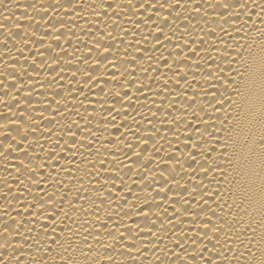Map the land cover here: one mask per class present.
Listing matches in <instances>:
<instances>
[{"label": "bare ground", "instance_id": "6f19581e", "mask_svg": "<svg viewBox=\"0 0 264 264\" xmlns=\"http://www.w3.org/2000/svg\"><path fill=\"white\" fill-rule=\"evenodd\" d=\"M218 12L216 0H0V232L9 225L12 239H0L3 264L17 254L22 264H180L178 243L187 264H204V245L214 264L218 251L224 264L261 258L259 88L249 74L239 93L210 88L199 56L243 72L249 51L237 45L264 54L253 22L264 25L256 9L237 35L247 16L224 23ZM214 40L219 50L208 49ZM225 95L233 103L209 107ZM209 217L208 229H224L215 248L212 231V243H192Z\"/></svg>", "mask_w": 264, "mask_h": 264}, {"label": "snow or ice", "instance_id": "6c2138e0", "mask_svg": "<svg viewBox=\"0 0 264 264\" xmlns=\"http://www.w3.org/2000/svg\"><path fill=\"white\" fill-rule=\"evenodd\" d=\"M165 2H167V0H165ZM177 6H179V0H177ZM161 7H163V5H161ZM216 8L219 10L218 12L219 19L223 20L224 23H228L229 20L240 21L242 16H247V19L244 20L243 23L234 24L232 26V31L235 32L237 35H240L241 30L247 27L248 21L252 19V16L254 14H256V9H259L260 24L264 25V0H261V2H258V0H251V4L249 3V0H216ZM253 27L255 28L256 31H259L262 36H264V28L256 27L255 22H253ZM221 32H224L226 35L231 36V33H228L227 30H225L223 27H221ZM247 35L248 33H245V37ZM218 40L223 41V37L222 36L218 37ZM200 43L203 45L205 41L201 40ZM214 47L217 48V50H219L217 41L214 40V41L208 42V49H212ZM227 47L228 46L226 45L225 46V56L228 55ZM237 47L238 48L247 47L249 51V58L244 60L245 68L243 72H241L238 68L237 69L232 68V63H233L232 60L229 61L227 71H225V68L222 64H216L215 59L212 58L210 55L208 56L200 55L199 60L203 61L204 64L208 66L207 76L214 77L213 82L209 83L210 88H215V82L219 81L221 87L224 88L225 92L228 91L229 85H233L234 86L233 90L239 93L241 86L246 87L245 82H244V76L246 74H249L254 86H258L259 88V95L257 98L259 99V102H260V117L262 120H264V54L259 55V56L252 54L251 47L249 45H239L238 44ZM189 51L191 52V56H197L199 53V49H195V48H189ZM261 53H264V47L261 48ZM237 56H242V54L239 51H237ZM223 58L224 57H222V59ZM184 59H185V62H187L190 59V57L185 56ZM210 59L212 60L211 64L208 63ZM165 63H167V61H165ZM194 63L196 65V69L199 70L200 63L198 61H194ZM213 65H215V67H213ZM236 76L240 77L239 83L235 79ZM180 79L184 80L185 84H187L188 87L191 88L192 81H188L186 76H182L180 77ZM201 91L205 93V96L210 95L207 89L202 88ZM190 101L191 102L188 104L189 107L195 104L196 97L195 96L191 97ZM226 102L228 104L233 103V101H231V98L227 95L223 96L222 98L218 100L215 99L214 97L213 100L209 102V107H212L214 111H219L220 108L224 107ZM247 102L249 104V108L254 111L255 110L254 104L251 101H247ZM200 110L204 111L203 108H201ZM196 130L199 131L198 126ZM205 131H207V127L205 128ZM188 139H191V136H189ZM73 141L75 142L74 134H73ZM206 142L207 141H205V143ZM217 143H219V141H217ZM260 143L264 145V136L261 137ZM129 147L131 146L129 145ZM215 150L216 149L213 147L212 151H215ZM224 155L225 153H221V157H223ZM191 159L195 160V156L192 155ZM201 168L204 170V175L206 177L208 175V172L212 170L210 167L205 168L204 165H201ZM261 174L264 175V153L261 154ZM185 191H187V189H185ZM262 191H264V187H262ZM52 199L53 198L51 196L48 197L49 201H51ZM201 200H204L203 196L201 197ZM185 203H187V201H185ZM203 210L204 209L201 208V211ZM209 211H212V215H216V212L214 210L209 209ZM185 213L191 214V216L193 217V223H195V220L199 217V213L191 212L189 208H185ZM64 215L67 217L68 213L65 212ZM144 215H147V213H144ZM209 224H212L210 217L207 218L203 222L204 229H206L204 231V236L201 237L199 234H197L194 238H192L193 244H195L197 240H200L201 243H203L205 239H207L209 243H212V237L208 235L209 231H212L213 233L216 234L215 235L216 243L213 244V247L215 248L216 245L220 243V237L218 233L221 231H224L223 225L221 224L219 227L213 225L212 229H208L207 226ZM9 227L10 226L6 224L5 230L3 232H0V239H3L4 243L7 245H11L12 243V239L10 238V234L8 233ZM52 231L55 232V228H53ZM69 231H72V230L69 229ZM231 231L233 230L230 228L229 233ZM253 231L255 230L253 229ZM173 235H175V233H173ZM227 239H228V233L225 234V242H227ZM239 239H240V236L237 235L236 240H239ZM59 240H60V237L57 236L56 239L52 240V243L54 244L58 243ZM251 242H252V239L250 238L249 244H251ZM241 243H243V241H241ZM176 246L181 249L180 253H173L176 256V259L180 260V264H187V260H181L182 255L187 256V249L184 248V246L180 243H178ZM228 250L232 251L231 248H229ZM19 251L22 252L23 249H20ZM50 251L51 249H49V252ZM65 251H67V249H65ZM162 251L166 252V249ZM208 251L209 249L207 248V245H204L203 252H208ZM203 252H197L196 255L200 256V259L204 261V264H214L213 259L211 257L206 258L203 255ZM196 255L191 256L192 261L196 260ZM249 255L254 256L255 254L249 249ZM216 257L217 259L220 260V264H224V262L229 259L223 252H219V251L216 253ZM15 259H16V264H22L23 262L22 256L17 254L15 256ZM233 259H238V256H234ZM157 260H159V257H157ZM0 264H3V260H0ZM93 264H95V261L93 262ZM255 264H264V250H262L261 252V258L258 261H255Z\"/></svg>", "mask_w": 264, "mask_h": 264}]
</instances>
